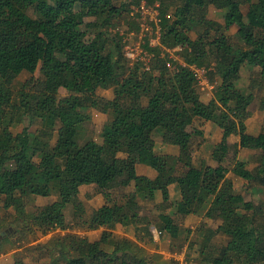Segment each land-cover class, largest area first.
Masks as SVG:
<instances>
[{"label":"trees","instance_id":"1","mask_svg":"<svg viewBox=\"0 0 264 264\" xmlns=\"http://www.w3.org/2000/svg\"><path fill=\"white\" fill-rule=\"evenodd\" d=\"M155 1L161 3L162 37L168 47H176L198 27L208 30L215 25L207 20L211 7L223 12L224 31L239 28L243 46L236 48L220 31L208 44L200 35L186 55L189 66L201 68L211 51L221 82L216 99L209 104L200 100L188 67H180L170 77L165 66L159 78L147 73L143 80L138 74L127 75L119 42L108 32L127 3L117 7L114 0H0V122L4 108L12 105L4 85H13L27 73L31 77L24 87L38 88L39 93L23 92V107L31 116L41 118L45 137L52 139L55 124L60 126L54 146L49 139L41 141L37 136L32 140L28 129L17 135L1 129L0 210L15 209L27 226L26 198L57 195L58 201L38 215L49 230L66 231L70 227L65 210L76 204L82 187H94L107 202L98 219L96 214L89 221L80 220L88 231L103 229L99 240L91 242L73 234L56 236L44 247L53 257L51 264H152V259L161 257L151 255L139 241L118 234L117 229L143 223L140 199L154 201L158 192L176 185L181 200L176 205L164 202L159 209L164 212L175 206L183 220L193 215L221 221L218 231L228 237L215 256L209 253L211 238L207 239L200 255L203 264H264V202H246L241 194L233 193L227 179L229 169L224 165L228 140L238 134L239 147L259 151L261 158L254 170L237 160L232 172L264 188V133L255 136L247 131L245 121L254 97L238 87L244 66L258 67L264 74V0H147L149 6ZM243 6L248 7L246 15ZM170 9L173 20L166 18ZM88 17L97 21L85 23ZM207 45L211 46L208 51ZM38 71L41 77L35 80ZM107 82L117 85L116 98L102 104L97 91ZM60 89L69 95L60 98ZM260 104L264 111V98ZM89 106L102 107L104 112L112 109L114 118L103 127L102 143L90 140L80 145L81 128L89 119L84 111ZM198 110L223 132L212 153L217 167L193 162V138L198 132L190 129ZM156 134L178 148L179 154L158 155ZM139 165L151 167L157 178L140 176ZM132 187L133 194L124 196L122 203L111 201V191ZM202 191L209 195V201L201 199ZM76 206L82 208L81 203ZM159 219L162 231L173 240L180 238L182 229L171 216L164 213ZM150 226L148 223L142 229L147 236L151 235ZM188 256L192 258L190 253Z\"/></svg>","mask_w":264,"mask_h":264},{"label":"rangeland","instance_id":"2","mask_svg":"<svg viewBox=\"0 0 264 264\" xmlns=\"http://www.w3.org/2000/svg\"><path fill=\"white\" fill-rule=\"evenodd\" d=\"M114 3L117 7H120L123 3H127V6L123 14L113 21V26L108 29V32L111 38H116L117 42H119L129 70L127 75H130V73L138 74L141 80L145 79V73L153 75L155 78L161 77L163 75L164 66L169 71V74H167L168 77H170V75L173 76L180 67L184 65H186V67L189 66L186 62V55L187 53H191L195 41H197L202 34V36L205 37V44L213 42L221 31L228 37L233 46L236 48L243 46L242 41L238 37L239 28L233 26L231 29L224 31V14L214 7L209 9L207 20L214 22L215 25L208 30L204 27L203 29L198 27L190 32L188 38L179 41L176 47H168L163 43V37H161L160 44H158L155 41V43L153 42V40L156 39L155 33L150 32L145 34V32H143L142 23L139 21L140 16L137 12L139 4L136 0H114ZM154 3L160 5L159 11L162 21L161 3L158 1ZM242 9L244 15H246L248 7L243 6ZM31 14L33 15V13ZM173 14V10L170 9L167 12L166 18L173 20ZM244 20L246 22V19ZM95 21L97 20L92 17L85 19V23H92ZM102 29L103 31H107L106 28ZM204 30H207L208 33L204 32ZM92 37L93 34H90L89 38ZM173 39L174 38L170 37V41H173ZM4 43V45L7 46L5 41ZM210 48L211 46L207 45V51ZM209 54L206 65L201 68L207 69L209 82L213 85L212 87H214V89L202 91L200 86L197 87V85H195L200 100L205 104H209L216 99L218 87L221 82L220 75L216 71V65L212 58L211 51ZM2 61L3 55L0 54V64ZM30 77L31 75L24 73L13 85H4L6 89H9L12 105L4 108V116H2L0 122V131L3 128H7L13 135H17L23 132L24 129H28L32 140L38 136L41 141H48L49 139L51 145L54 146L58 137L59 124L57 123L54 126V137L52 139L45 137L41 118L31 116L30 111H26L22 105L23 92H29L34 95L39 93L38 88H31L30 86L24 87V83L29 80ZM40 77L41 74L40 71H38L34 75V79L37 80ZM146 82H148V78ZM238 87L247 95H253L254 97L253 103L248 110L250 116L245 121L247 129L257 134L264 133V111L260 107L261 99L264 98V74H262L261 69L258 67L244 66L241 70V79L238 82ZM116 90V84L107 82L98 89L97 97L102 101V104H104V102L113 101L116 98ZM68 95L69 93L65 89L59 90L58 96L60 98H65ZM30 101L32 107L35 106L34 101ZM84 112L89 119L81 128L80 145H84L90 140L102 143V130L105 125L113 120V110L111 109L108 112H104L102 107L93 108L89 106ZM217 114L220 115L221 111L218 110ZM190 130L201 133L200 135L197 133L193 138V161L198 165L202 164V162L198 161H204L202 166L212 165V167H217L218 164L212 159V153L214 148L222 141L223 132L221 129L217 124L206 121L205 112L198 110L196 112L194 127ZM154 139L155 151L158 155L174 156L173 147L164 143L160 134H156ZM239 143L240 136L238 134H233L228 140V153L224 164L225 167L229 169L227 179L232 182L233 188L231 191L233 193L241 194L246 202L259 204L264 202V188L238 178L233 174L232 170L238 162L237 160L245 162L249 170H254L260 164L261 153L255 150L241 149ZM133 192V187L127 190L118 189L111 191L110 199L112 202L122 203L124 196H128L131 193L133 194ZM159 195L163 202H170L171 196L169 189L161 191ZM201 199L209 201L210 197L205 191H202ZM56 201H58L57 195L48 198L29 195L26 198V213L28 215L27 226L24 221L18 219L15 209H10L9 211H5L4 209L0 210V220H2L0 222L2 225L0 234L6 233L12 229V232L9 234L6 233L4 236H0V241H4L0 247V264H15L19 261L24 264H51L53 257L48 254V251L44 247L56 236L62 237L67 234H73L87 238L91 242L99 240L103 229L88 231L85 229L83 223H81L80 218L83 221H89V219L96 214L97 219L100 217V211L107 202L102 193L98 192L94 187L82 188L76 200V204L69 205L65 210L66 222L70 227L66 231H62L61 229L57 231L49 230L42 218L38 215L39 211L52 205ZM79 203L82 204V208L76 206ZM140 203L142 207L140 215L144 220L143 223L141 221L137 226L124 228L122 233L133 240L139 241L143 247L147 246V248L153 249L155 245L154 234L156 231H162L159 227L160 212L161 214L168 213L182 229L180 238L175 240L171 239L173 243L169 244L168 248L166 246L167 256L179 253L187 248L190 255L195 259L199 258L198 261H200V264H203L201 261L204 257L202 258L200 255L203 250V244L207 243L206 241L209 237L211 238V246L209 247V249H211L209 251L211 256H215L217 250L228 242V237L221 231H218L221 221L204 219L203 222L199 224L196 222L188 223V227L185 228V219L183 220L177 215L175 206L173 208L168 207L163 212L162 209L157 207L156 200L145 201L144 199H140ZM172 203L174 205L177 204V202ZM74 212L76 213V217L74 216ZM148 223L151 225L148 229L151 233L150 236H147V234L145 235L144 231H142ZM167 239L168 237L160 240L167 242ZM170 256L166 261L163 259H152V264H172Z\"/></svg>","mask_w":264,"mask_h":264},{"label":"built area","instance_id":"3","mask_svg":"<svg viewBox=\"0 0 264 264\" xmlns=\"http://www.w3.org/2000/svg\"><path fill=\"white\" fill-rule=\"evenodd\" d=\"M139 4L138 6V14L139 21L142 23L143 32L147 33H155L156 39L153 40L156 43L160 44L162 37V28H161V18H160V5L154 4L152 6L148 5L147 0H136ZM154 42V43H155ZM183 67H186L184 65ZM189 70L192 72L197 87L200 86L202 91L213 90V85L210 84L208 79V71L207 69L200 68L196 65L187 66ZM164 232L156 231L154 234V241H158L162 238ZM189 251L187 248L183 249L179 253H174L170 256V259L175 264H199L196 262L195 258H189Z\"/></svg>","mask_w":264,"mask_h":264},{"label":"crops","instance_id":"4","mask_svg":"<svg viewBox=\"0 0 264 264\" xmlns=\"http://www.w3.org/2000/svg\"><path fill=\"white\" fill-rule=\"evenodd\" d=\"M247 131L250 134L255 135V136H257V135L260 134V133H258V134L257 133H253V132L250 131V129H247ZM171 147H173V154H174V156H177L179 154L178 148H176L174 146H171ZM193 162H194V164L196 166H200L195 161H193ZM198 162H202V164H203L204 161H198ZM137 172H138V174L140 176L148 177L151 180L156 179L157 176H158V174H157V172L155 170H153L151 167L144 166V165H139L137 167ZM84 187H86V186H84ZM84 187H82V188H84ZM82 188H81V190H82ZM86 188H89V187H86ZM168 189H169L170 196H171L170 203H172V202H178V201L181 200V194H180V191H179V189L177 188L176 185H171V186H169ZM159 193L160 192H158V194L156 195V198L157 199L155 198L157 207H160L164 203L161 200V197H160ZM145 212H146V209H145ZM159 214H161V212ZM166 214H168V213H166ZM203 220H204V217L203 216H193V215L192 216H189V217H187L185 219V225H184V227L185 228L188 227V225H187L188 223L190 224V223L196 222L197 224H199L200 222H203ZM123 229L124 228L122 226H118L117 233L120 234V235H125L124 233H122V230ZM163 232H164V234H163V236H162L161 239H164V238L168 237L167 242H164L163 240H158L157 242L154 241L155 245H154L153 249L147 248V246H145V248L148 249V251H149V253L151 255H156V256H160V257L162 256L161 259H163V260L166 261L169 258V256H170V255L169 256L166 255V253H167L166 251H167V248H168L169 244L173 243V240L171 241L172 238H171V236L169 234H167L165 231H163ZM125 236H127V235H125ZM166 246H167V248H166Z\"/></svg>","mask_w":264,"mask_h":264},{"label":"water","instance_id":"5","mask_svg":"<svg viewBox=\"0 0 264 264\" xmlns=\"http://www.w3.org/2000/svg\"><path fill=\"white\" fill-rule=\"evenodd\" d=\"M12 230V229H11ZM8 231V232H6L7 234H9L10 232H12V231ZM6 233H2V236H4Z\"/></svg>","mask_w":264,"mask_h":264},{"label":"flooded vegetation","instance_id":"6","mask_svg":"<svg viewBox=\"0 0 264 264\" xmlns=\"http://www.w3.org/2000/svg\"><path fill=\"white\" fill-rule=\"evenodd\" d=\"M0 236H2V233L0 234Z\"/></svg>","mask_w":264,"mask_h":264}]
</instances>
